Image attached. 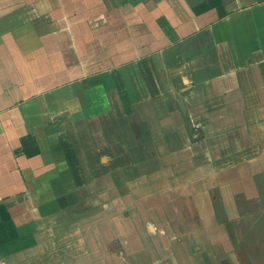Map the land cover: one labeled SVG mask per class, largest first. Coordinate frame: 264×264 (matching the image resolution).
Returning a JSON list of instances; mask_svg holds the SVG:
<instances>
[{
    "label": "crops",
    "instance_id": "crops-1",
    "mask_svg": "<svg viewBox=\"0 0 264 264\" xmlns=\"http://www.w3.org/2000/svg\"><path fill=\"white\" fill-rule=\"evenodd\" d=\"M0 264H264V0H0Z\"/></svg>",
    "mask_w": 264,
    "mask_h": 264
}]
</instances>
